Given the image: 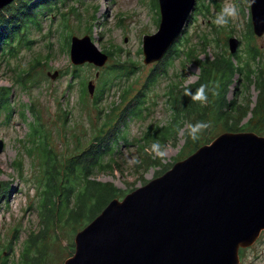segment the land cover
<instances>
[{"label":"rangeland","instance_id":"1","mask_svg":"<svg viewBox=\"0 0 264 264\" xmlns=\"http://www.w3.org/2000/svg\"><path fill=\"white\" fill-rule=\"evenodd\" d=\"M201 2L209 4L210 11L196 12L194 7L189 14L181 35L172 44L179 55L171 54L165 71L146 87L144 96L139 97L142 104L138 117L132 115L125 119V107L143 88L151 69L162 67L158 63L164 57L145 64L141 51L143 36L154 33L159 23L157 0H63L57 4V9L40 18V28L34 27L28 35L29 44H20L10 53L6 47L0 49V87H11V91L0 90V139L3 141L0 151V243L3 245L0 261L5 260L3 264H17L24 239L40 228L36 209L39 198L33 176L39 173V159L27 151L33 146L29 142L32 125L41 130L58 158L64 161L81 153L95 141L94 137L104 134L110 141L109 147H113L106 150L103 161L111 160L112 165L101 170L93 168L91 178L112 183L120 191L116 197L122 198L194 150L192 145L185 147L190 120L176 136L161 144L167 153L165 159L150 155L146 149L151 146L145 147L146 154L140 150L144 143L142 136L148 129L168 125L172 119L167 96L169 86L197 81L199 66L183 58L185 52L193 48L192 55L200 59H213L221 54L238 55L240 62L236 64L241 69L233 74L226 97L232 101V113L242 112L249 105L239 131H252L251 127L256 124L262 132L255 133L264 135L261 134L264 133V120L258 121L251 113L258 90L255 84L247 81L244 70V62L248 61L264 76V33L257 36L252 32L248 0H196L194 6ZM226 4L236 5L239 14L230 19L227 26L218 28L213 21ZM71 35H88L94 45L108 55L105 63L102 66L87 62L73 64L69 57ZM229 37L239 39L234 53L228 48ZM200 40H206L207 44ZM250 46L258 49V62L247 60ZM130 61H134L133 67L125 64L132 63ZM115 65H124L125 70ZM54 71H58V75L52 79L48 73ZM20 74L23 81L18 79ZM206 77L207 72L203 75ZM89 80L95 85L92 95L86 88ZM226 80L227 75L220 72L218 80L213 79L218 91ZM100 89L102 98L95 103L94 95ZM125 89L128 93L122 98ZM133 104L137 103L133 100ZM117 125L119 132L125 134L123 139L111 142L116 139L111 132ZM222 132L217 124L205 143ZM150 159H155L156 163L150 164ZM18 160H22L20 175L14 166ZM76 232L68 224L49 228L39 243L45 247L41 264H63L74 250ZM239 259L238 264H264V230L250 247L240 250Z\"/></svg>","mask_w":264,"mask_h":264},{"label":"water","instance_id":"2","mask_svg":"<svg viewBox=\"0 0 264 264\" xmlns=\"http://www.w3.org/2000/svg\"><path fill=\"white\" fill-rule=\"evenodd\" d=\"M11 1L0 0V9ZM157 1V29L142 39L145 64L166 54L196 0ZM248 2L252 32L261 36L264 0ZM227 43L234 53L239 39L229 37ZM107 56L88 35H71L73 64L102 66ZM48 74L53 79L58 71ZM94 86L92 80L86 84L90 95ZM262 230L264 135L224 131L161 175L112 198L76 232L73 253L63 264H238L240 249Z\"/></svg>","mask_w":264,"mask_h":264},{"label":"trees","instance_id":"3","mask_svg":"<svg viewBox=\"0 0 264 264\" xmlns=\"http://www.w3.org/2000/svg\"><path fill=\"white\" fill-rule=\"evenodd\" d=\"M61 1L63 0H12L4 5L0 9V49L6 47L7 52L10 53L20 44H29L31 41L28 35L34 27V29L40 28V18L48 11L51 12L57 9V4ZM201 10L209 12L210 5L201 2L195 6L196 12H200ZM63 14L61 13V15ZM200 41L204 45L207 44L206 40ZM193 51V48L187 50L183 58L196 63L199 66L200 75L197 81L192 84L183 85L182 82H179L169 86L167 96L173 111L172 119L168 122V125H156L144 133L142 136L144 143L142 141L143 144L140 145L142 153L146 154L145 147L151 146L154 142L159 141L160 144H163L166 140L172 138V136H176L184 124L188 123V120L191 121V124H195L197 121H204L209 124V128L196 141L185 135V147L192 145V149L194 150L200 145L205 144L209 138L208 134L214 130L217 124H220L223 131L238 132L241 128V119L249 111V105L245 106V110H242V112L240 110L237 114L232 113V101L226 97L228 84L233 74L236 70L241 69L236 64L240 62L238 55L224 56L221 54L213 59H200L198 55H192ZM176 52L177 50L172 45L164 55L162 61L158 63L162 67L151 69L145 78L144 85H142L143 88L141 87L142 89L133 97L134 99L132 98L126 105V110L124 111L126 112L125 119L132 115L136 117L140 116L142 99H139V97H143L146 87L153 84L157 77L165 71V68L169 64L167 60L171 57V54L175 53L179 55V52ZM247 55V60L250 59L255 62L260 56L258 49L251 46L247 50ZM233 57L236 58L235 61ZM130 62L132 63L125 64L133 67L134 61ZM39 63L40 60L37 61V64ZM244 66L247 81L255 84L258 90L257 100L254 106L251 107V113L253 117L256 116L258 121H262L264 120V76L257 69L250 66L248 61L244 62ZM116 67L125 70L124 65H117ZM205 72H207V77L203 78ZM219 72L227 75V80L222 84L220 91L217 90L216 84L213 81V79L215 81L218 80ZM215 73H218L217 77L214 76ZM210 75L211 79H209ZM18 79L23 81L24 77L20 74V78L18 75ZM201 84H209L215 87L217 93L216 95L209 93L207 105L193 102L189 97L184 95L185 87H190L194 92ZM0 90L11 91V87H0ZM100 91L101 89L94 95L93 101L95 103L102 98L103 91ZM127 93L128 90L125 89L121 97L124 98ZM80 97H82V94H80ZM133 100L137 103L136 105L133 104ZM31 110H33L32 107ZM125 119L123 120L122 118L123 124L125 123ZM118 125L111 132L116 137L111 142H116L119 138L123 139L125 133L120 131V134V129H117ZM251 128L254 132H262V129L256 124ZM30 136L31 140L29 142L33 146L27 149L28 154L30 156L35 154L39 159V173L33 174V176L35 178L34 189L35 191L37 190L36 193L39 198L36 209L39 213L40 228L37 232H30L27 238L24 239L20 259L17 264H41L45 254V247L42 246L43 243L39 246V243L49 228L68 224L76 232L89 223L112 198L118 196L120 193L119 189L112 183H103L91 178L93 168L101 170L112 165L111 160L103 161V155L106 150L113 147V145L109 147L110 141L105 138L104 134L100 137H94L93 140L95 141H91L81 153L70 157L66 161L58 158L48 143L46 136L41 133L38 127L31 126ZM149 163H156V160L150 159ZM14 166L20 175L23 171L22 160L15 161ZM2 246L0 243V251ZM72 253L70 252V255ZM4 261H0V264H3Z\"/></svg>","mask_w":264,"mask_h":264},{"label":"clouds","instance_id":"4","mask_svg":"<svg viewBox=\"0 0 264 264\" xmlns=\"http://www.w3.org/2000/svg\"><path fill=\"white\" fill-rule=\"evenodd\" d=\"M254 2V0H253ZM239 14L238 8L234 4H226L217 14L213 23L219 27H225L228 25L229 20L237 17ZM209 93L216 95L215 87L209 84H201L198 89L194 92L190 87H185L184 95L189 97L193 102H199L201 105H207ZM209 128V124L204 121H197L195 124H188L187 131L185 133L186 137L191 138L196 141L200 138V135ZM150 155L155 154L154 158L158 157L161 160L165 159L167 153L164 146H162L159 141L154 142L150 149H146Z\"/></svg>","mask_w":264,"mask_h":264},{"label":"bare ground","instance_id":"5","mask_svg":"<svg viewBox=\"0 0 264 264\" xmlns=\"http://www.w3.org/2000/svg\"><path fill=\"white\" fill-rule=\"evenodd\" d=\"M195 7V6H194ZM194 9V8H193ZM182 33V32H181ZM181 35V34H180ZM172 46V45H171Z\"/></svg>","mask_w":264,"mask_h":264}]
</instances>
